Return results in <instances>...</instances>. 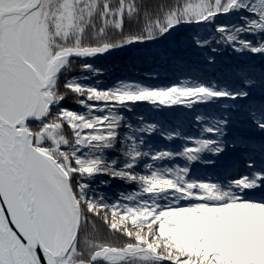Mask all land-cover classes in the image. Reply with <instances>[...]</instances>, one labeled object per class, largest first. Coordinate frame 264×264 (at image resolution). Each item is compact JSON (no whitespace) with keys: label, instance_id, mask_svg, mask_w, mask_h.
I'll use <instances>...</instances> for the list:
<instances>
[{"label":"snow or ice","instance_id":"1","mask_svg":"<svg viewBox=\"0 0 264 264\" xmlns=\"http://www.w3.org/2000/svg\"><path fill=\"white\" fill-rule=\"evenodd\" d=\"M233 14L239 23L217 22ZM183 25L206 27L192 43L209 64L221 50L264 56V0H0V264H264V195L250 194L264 189V140L226 136L229 107L264 134V69L164 86L86 83L101 74L88 59L159 44ZM69 94L82 111L62 106ZM138 102L221 111L197 115L200 134L181 150L156 149L146 136L182 134L133 124L124 113ZM229 150L247 159L243 174L192 175L193 162L215 166ZM112 180L136 187L109 198L99 189ZM96 220L118 238H102Z\"/></svg>","mask_w":264,"mask_h":264},{"label":"trees","instance_id":"2","mask_svg":"<svg viewBox=\"0 0 264 264\" xmlns=\"http://www.w3.org/2000/svg\"><path fill=\"white\" fill-rule=\"evenodd\" d=\"M147 3H154L156 0H146ZM174 2V0H172ZM218 23H239L237 15L233 14L227 17H219ZM127 27V25H126ZM206 27L197 25H183L177 31H174L167 39H162L159 44H153L145 48L129 47L126 50H118L112 56H105L94 60H87L94 67L100 70V75L90 77L86 83L95 84L101 89L112 87L117 81L140 82L144 85L164 86L176 83L180 80L200 78L204 80L216 79L218 81L234 79V70L247 66L254 65L257 70L264 69V56L250 54H237L228 51H218L214 64L207 63L206 57L210 54L206 49H199L192 43L193 37L197 34H204ZM171 50L175 55L162 57L155 53ZM82 61L76 60L70 76L80 75L79 65ZM84 75H90L84 73ZM259 96V93H253ZM62 106L82 111L78 105L77 98L73 94L66 96L62 102ZM221 111L216 105H195L189 109L185 106L172 107H156L148 102H138L132 106V111L125 112L124 115L133 123L136 124L139 117H143L146 122L156 123L167 130H179L181 132L180 139L168 141L163 139L159 132L150 137H145L149 144L156 149H172L181 150L184 145V136L197 137L200 134V128L195 123L197 115H213ZM231 112L232 122L228 125L227 138H231L236 134H245L251 136L256 142L264 140V134H261L254 128L247 127L241 121L237 123L238 113H235L231 107L226 109ZM66 134L68 132L66 131ZM110 156H115L116 153H110ZM211 154H206L210 157ZM255 160L257 166H260L259 155H256ZM147 162V161H145ZM168 161H165L167 163ZM174 163L183 164V159L174 161ZM247 159L238 150H229L224 156L217 160L215 166H208L203 161L193 162L190 166L193 176L212 177L219 176L224 178L225 174H230L229 178L243 174L246 169ZM143 168V164H141ZM107 180V177L97 178ZM135 185L124 184L117 180L109 182V186L102 187V191L109 198H116L120 192H129L134 189ZM256 198L264 195V189H256L250 192ZM96 231L104 239H117L118 237L111 236L104 228L102 221L96 220ZM87 232L93 231L92 224H89L85 229ZM83 235V233H82Z\"/></svg>","mask_w":264,"mask_h":264},{"label":"water","instance_id":"3","mask_svg":"<svg viewBox=\"0 0 264 264\" xmlns=\"http://www.w3.org/2000/svg\"><path fill=\"white\" fill-rule=\"evenodd\" d=\"M119 50V49H118ZM118 50H114L113 52H111L110 54H106V55H101V56H98L96 58H90L88 60H94V59H97V58H101V57H105V56H112L114 55Z\"/></svg>","mask_w":264,"mask_h":264}]
</instances>
